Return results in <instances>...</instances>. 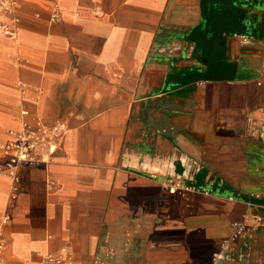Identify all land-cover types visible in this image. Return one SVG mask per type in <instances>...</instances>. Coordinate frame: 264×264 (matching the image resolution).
Listing matches in <instances>:
<instances>
[{"label": "crops", "instance_id": "crops-1", "mask_svg": "<svg viewBox=\"0 0 264 264\" xmlns=\"http://www.w3.org/2000/svg\"><path fill=\"white\" fill-rule=\"evenodd\" d=\"M13 1L0 165L22 105L69 129L14 201L0 174V264H264V0Z\"/></svg>", "mask_w": 264, "mask_h": 264}, {"label": "built area", "instance_id": "built-area-1", "mask_svg": "<svg viewBox=\"0 0 264 264\" xmlns=\"http://www.w3.org/2000/svg\"><path fill=\"white\" fill-rule=\"evenodd\" d=\"M16 8L13 0H0V12L4 14L12 13ZM58 16L55 14L52 20H57ZM17 21V20H15ZM0 31L7 35L13 36L14 31L0 27ZM243 42H248L250 36L237 35ZM261 72L264 73V52L262 55ZM22 93H26V85H22ZM26 97V96H23ZM30 111L24 106H21L19 112L20 128L12 133V138L9 142L1 146V150L5 156V161L0 165V174L7 176L12 181V195L11 200L14 201L19 190V170L23 166L42 165L48 167L54 162V156L60 148L61 142L68 132V127L63 121L55 123H47L42 118L36 117L34 121H29ZM49 187L54 188L55 182L48 178ZM167 188L175 192L177 190L185 189V186L180 182H167ZM251 198L261 200L262 195L259 193H252ZM233 200V198H229ZM264 208V205H257ZM10 221V216L5 214L0 220V252L6 246V240L3 237V228ZM246 230L244 222H237L233 224L232 241L238 239ZM67 250L62 248L56 252H48L41 257L39 264H67ZM69 264V263H68Z\"/></svg>", "mask_w": 264, "mask_h": 264}]
</instances>
